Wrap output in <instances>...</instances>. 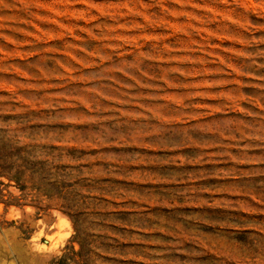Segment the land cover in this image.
Listing matches in <instances>:
<instances>
[{
  "label": "rangeland",
  "instance_id": "1",
  "mask_svg": "<svg viewBox=\"0 0 264 264\" xmlns=\"http://www.w3.org/2000/svg\"><path fill=\"white\" fill-rule=\"evenodd\" d=\"M0 264H264V0H0Z\"/></svg>",
  "mask_w": 264,
  "mask_h": 264
}]
</instances>
